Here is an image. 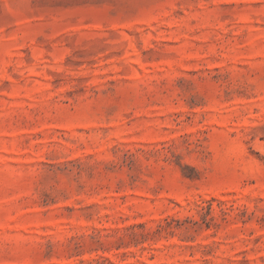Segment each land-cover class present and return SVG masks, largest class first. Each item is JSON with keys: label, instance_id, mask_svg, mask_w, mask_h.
<instances>
[{"label": "rangeland", "instance_id": "374dc122", "mask_svg": "<svg viewBox=\"0 0 264 264\" xmlns=\"http://www.w3.org/2000/svg\"><path fill=\"white\" fill-rule=\"evenodd\" d=\"M0 264H264V0H0Z\"/></svg>", "mask_w": 264, "mask_h": 264}]
</instances>
